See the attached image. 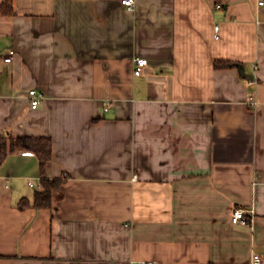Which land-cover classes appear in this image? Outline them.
Listing matches in <instances>:
<instances>
[{
  "label": "crops",
  "instance_id": "0c3cea01",
  "mask_svg": "<svg viewBox=\"0 0 264 264\" xmlns=\"http://www.w3.org/2000/svg\"><path fill=\"white\" fill-rule=\"evenodd\" d=\"M260 1L0 0V135L51 137L66 177L36 208L38 156L0 161V264H264Z\"/></svg>",
  "mask_w": 264,
  "mask_h": 264
},
{
  "label": "trees",
  "instance_id": "16d2710c",
  "mask_svg": "<svg viewBox=\"0 0 264 264\" xmlns=\"http://www.w3.org/2000/svg\"><path fill=\"white\" fill-rule=\"evenodd\" d=\"M2 12L13 13L11 0H5L1 7ZM214 65L217 68L238 66L234 61L215 60ZM17 147L34 152L40 161L41 189L36 190L33 200V206L36 208H50L52 206L53 192L58 189L66 180L64 178H50L46 175V167L53 156V141L49 136L23 134L17 136L0 135V161H3L9 152ZM26 204H22L24 207Z\"/></svg>",
  "mask_w": 264,
  "mask_h": 264
},
{
  "label": "built area",
  "instance_id": "2783aa9c",
  "mask_svg": "<svg viewBox=\"0 0 264 264\" xmlns=\"http://www.w3.org/2000/svg\"><path fill=\"white\" fill-rule=\"evenodd\" d=\"M123 5H125L128 9H133L136 5V0H121ZM260 5H264V0L260 1ZM217 8H221L222 4H218L216 6ZM219 29V25H216V30ZM16 54V50L14 48H10L7 52V54L4 56V60L6 62H11L14 58V55ZM135 62V67H134V73L136 75H141L144 73L145 68L148 66V59L146 57H136L134 59ZM28 96L30 98V104L33 109L39 108L45 101L46 94L43 90L38 89V88H31L28 91ZM256 103V102H254ZM106 107L105 109L108 110L109 104L108 102L105 103ZM29 183L31 185H35V183L30 180ZM254 214L255 210L254 208H244L241 206H237L234 208L232 212V222L234 224H239V225H244L247 227H254ZM262 261V257L259 254H254L253 255V262L254 263H260ZM142 264H147L145 261L142 262ZM149 264H157V262L152 261Z\"/></svg>",
  "mask_w": 264,
  "mask_h": 264
},
{
  "label": "water",
  "instance_id": "95a60500",
  "mask_svg": "<svg viewBox=\"0 0 264 264\" xmlns=\"http://www.w3.org/2000/svg\"><path fill=\"white\" fill-rule=\"evenodd\" d=\"M242 72H243V75H244L245 77L250 78V79H253V78H254V75H253V74H248V73H246L244 70H242Z\"/></svg>",
  "mask_w": 264,
  "mask_h": 264
}]
</instances>
